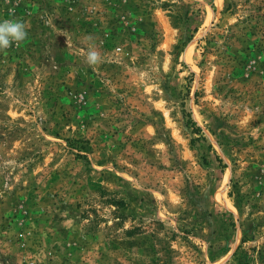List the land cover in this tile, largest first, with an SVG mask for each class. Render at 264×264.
<instances>
[{
    "label": "rangeland",
    "instance_id": "rangeland-1",
    "mask_svg": "<svg viewBox=\"0 0 264 264\" xmlns=\"http://www.w3.org/2000/svg\"><path fill=\"white\" fill-rule=\"evenodd\" d=\"M6 19L30 27L0 52V264H264V0Z\"/></svg>",
    "mask_w": 264,
    "mask_h": 264
},
{
    "label": "clouds",
    "instance_id": "clouds-1",
    "mask_svg": "<svg viewBox=\"0 0 264 264\" xmlns=\"http://www.w3.org/2000/svg\"><path fill=\"white\" fill-rule=\"evenodd\" d=\"M27 22L16 19H6L0 22V52L6 51L13 44L19 45L28 36ZM87 51L84 52V62L90 67H97L103 62V56L91 36L85 37Z\"/></svg>",
    "mask_w": 264,
    "mask_h": 264
},
{
    "label": "trees",
    "instance_id": "trees-1",
    "mask_svg": "<svg viewBox=\"0 0 264 264\" xmlns=\"http://www.w3.org/2000/svg\"><path fill=\"white\" fill-rule=\"evenodd\" d=\"M190 122H191V125H192L193 127L196 126L195 123H194L192 120H190ZM198 130H199L198 128L195 129L196 132H197Z\"/></svg>",
    "mask_w": 264,
    "mask_h": 264
}]
</instances>
